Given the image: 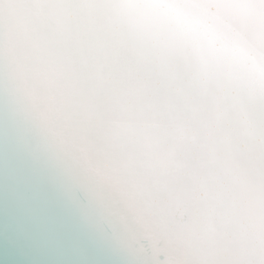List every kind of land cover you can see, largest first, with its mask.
Wrapping results in <instances>:
<instances>
[{
  "label": "snow or ice",
  "instance_id": "obj_1",
  "mask_svg": "<svg viewBox=\"0 0 264 264\" xmlns=\"http://www.w3.org/2000/svg\"><path fill=\"white\" fill-rule=\"evenodd\" d=\"M0 264H264V0H0Z\"/></svg>",
  "mask_w": 264,
  "mask_h": 264
}]
</instances>
